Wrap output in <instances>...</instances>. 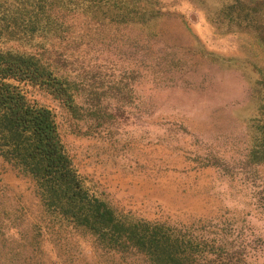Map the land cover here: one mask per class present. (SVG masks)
I'll return each mask as SVG.
<instances>
[{
  "label": "rangeland",
  "instance_id": "obj_1",
  "mask_svg": "<svg viewBox=\"0 0 264 264\" xmlns=\"http://www.w3.org/2000/svg\"><path fill=\"white\" fill-rule=\"evenodd\" d=\"M140 7L159 14L119 24L87 5L63 19L50 7L62 25L56 34L4 47L51 57L75 84V117L47 95L35 98L56 114L74 165L111 207L178 226L229 218L246 239L242 264H264L255 127L264 109V0ZM39 230L40 251L25 242ZM112 258L50 221L33 181L0 161V264H149L139 255Z\"/></svg>",
  "mask_w": 264,
  "mask_h": 264
},
{
  "label": "trees",
  "instance_id": "obj_2",
  "mask_svg": "<svg viewBox=\"0 0 264 264\" xmlns=\"http://www.w3.org/2000/svg\"><path fill=\"white\" fill-rule=\"evenodd\" d=\"M142 1L146 0H0V161L33 181L50 221L86 238L108 261L114 256L139 255L149 264H242L247 257L246 239L229 218L191 226L150 222L120 213L100 197L74 165L56 114L35 98L47 95L75 117L79 107L73 104L74 83L51 57L4 47L15 39L30 41L56 34L62 25L49 15L50 7L55 6L56 17L63 19L71 6L87 5L109 21L125 24L146 22L159 14L141 8ZM17 14L23 15L18 22ZM261 113L255 117L262 137L260 164L264 161V109ZM41 235L39 230L25 242L40 251ZM19 248H15L16 258Z\"/></svg>",
  "mask_w": 264,
  "mask_h": 264
}]
</instances>
